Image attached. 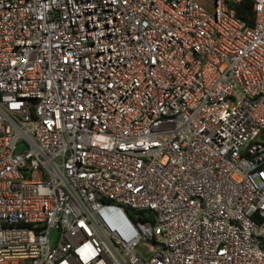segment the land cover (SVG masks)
Returning a JSON list of instances; mask_svg holds the SVG:
<instances>
[{"label":"built area","instance_id":"obj_1","mask_svg":"<svg viewBox=\"0 0 264 264\" xmlns=\"http://www.w3.org/2000/svg\"><path fill=\"white\" fill-rule=\"evenodd\" d=\"M0 0V264H264V0Z\"/></svg>","mask_w":264,"mask_h":264},{"label":"trees","instance_id":"obj_2","mask_svg":"<svg viewBox=\"0 0 264 264\" xmlns=\"http://www.w3.org/2000/svg\"><path fill=\"white\" fill-rule=\"evenodd\" d=\"M233 8L236 10L237 16L253 26L256 22V13L253 9V2L251 0H241L240 3L234 4Z\"/></svg>","mask_w":264,"mask_h":264},{"label":"rangeland","instance_id":"obj_3","mask_svg":"<svg viewBox=\"0 0 264 264\" xmlns=\"http://www.w3.org/2000/svg\"><path fill=\"white\" fill-rule=\"evenodd\" d=\"M202 2L206 4V9L210 12L211 11V7L209 6L208 1L202 0Z\"/></svg>","mask_w":264,"mask_h":264}]
</instances>
